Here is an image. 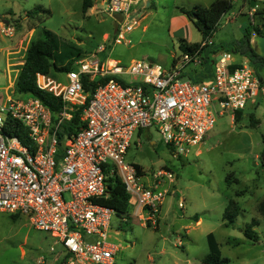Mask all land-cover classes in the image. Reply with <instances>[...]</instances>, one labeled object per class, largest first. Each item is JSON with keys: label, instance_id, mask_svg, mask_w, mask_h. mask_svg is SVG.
Masks as SVG:
<instances>
[{"label": "built area", "instance_id": "1", "mask_svg": "<svg viewBox=\"0 0 264 264\" xmlns=\"http://www.w3.org/2000/svg\"><path fill=\"white\" fill-rule=\"evenodd\" d=\"M103 4L105 14L123 20L115 39L121 45L125 33L133 30L128 21L140 3L103 0ZM254 15L255 9L249 13L252 23ZM17 34L0 18V37L13 39ZM212 43L201 42V49ZM105 52L101 46L74 63L66 84L37 75L38 88L62 100L55 120L38 99L21 101L7 91L0 96V213L29 219L63 248L72 259L67 264H115L120 250L111 237L118 214L96 202L108 196V176L119 177L134 215L145 226L158 225L170 194L165 186L175 183V174L163 169L150 178L126 162L136 132L155 127L173 158H187L215 127L211 108L218 105L219 116L231 113L234 120L249 102L264 97V85L253 67L244 64L232 70L233 56L225 50L214 56L213 78L197 84L184 81L183 73L189 64H200L198 53L184 54L167 70L150 60L124 67L110 58L102 60ZM85 77L90 83L103 82L87 93ZM76 107H84V125L60 147L58 129L72 120Z\"/></svg>", "mask_w": 264, "mask_h": 264}, {"label": "rangeland", "instance_id": "2", "mask_svg": "<svg viewBox=\"0 0 264 264\" xmlns=\"http://www.w3.org/2000/svg\"><path fill=\"white\" fill-rule=\"evenodd\" d=\"M214 1L151 0V7H142L141 16L135 13L138 8L132 10L134 19L128 24L133 30L125 33L126 41L117 45V29L123 26V20L113 15L104 17L103 0H91L95 9L87 13L84 0H0V18L8 20L18 32L13 39L0 37V96L7 91L21 101L30 98L15 92L17 71L25 62L30 44L45 31L58 38L60 52L69 47L74 49L72 52H83L74 63L104 46L102 60L110 58L124 67L132 61L150 60L170 70L184 55L182 43L195 45L203 41L193 22L179 9L209 7ZM39 7L43 11H38ZM250 10L244 0H233L232 10L222 17L211 39L216 46L229 45L225 51L247 65L250 62L241 53H234L233 48L243 40L247 29L254 28ZM255 10L264 11V0ZM30 11L38 14L30 19ZM254 20L256 25L263 22L261 17L254 16ZM15 63L19 67L12 66ZM191 68L193 63L186 67ZM50 76L58 83H67L66 73L52 71ZM211 110L216 115L215 127L204 144L187 158H173L155 127L135 133L126 162L142 167L150 178L168 168L176 180L165 186L170 194L156 227L145 226L133 208L123 216L124 221L113 217L111 242L120 250L115 264H203L209 254L207 236L211 233L230 264H264V216L258 211L264 201V97L249 102L240 120H233L231 113L219 116L218 105ZM237 193L243 196L236 197ZM230 200L237 201L242 212L234 225L227 227L223 216ZM253 220L259 222L254 229L257 242L244 235ZM53 247L55 252L51 251ZM71 260L26 217L0 213V264H66Z\"/></svg>", "mask_w": 264, "mask_h": 264}, {"label": "trees", "instance_id": "3", "mask_svg": "<svg viewBox=\"0 0 264 264\" xmlns=\"http://www.w3.org/2000/svg\"><path fill=\"white\" fill-rule=\"evenodd\" d=\"M251 6V2L256 0H245ZM92 8L91 0H84V13H87ZM233 8V0H216L209 7L195 6L192 9L180 8L179 11L187 16L193 22L196 29L201 33L203 41L212 39L222 17L230 12ZM256 9V8H255ZM43 11L41 7L37 9ZM38 14L37 11L27 13L28 18H34ZM255 17H261L263 22L256 25L254 22L253 30L247 29L243 40L233 48L234 52L241 53L250 62L251 67L255 70L262 84L264 85V58L258 56L256 47L252 44L253 34L264 36V11L255 10ZM58 38L51 32L45 31L41 38L34 40L26 53L25 62L21 67L16 83V93L20 96H29L40 100L52 113L55 120L57 115L63 108V103L60 98H56L52 94L41 91L37 86V75H51V72L67 73L74 70L75 58H80L83 54L81 50H74L69 47L67 51H59ZM183 54L192 53L199 54L200 64L194 65V68L186 69L183 73V78H186L193 83H201L213 78L215 59L214 56L221 50L229 49V45L216 46L212 43L211 46L201 49V44L190 45L182 43L180 46ZM176 62V61H175ZM174 62V63H175ZM241 65H235L232 70ZM85 91L93 92L97 85L103 82L101 79H95L90 83L88 78H83ZM84 107H76L73 112L72 120L65 122L58 129L59 146L62 147L65 140L73 135H76L81 127L82 112ZM243 116V111L236 113L235 120H240ZM254 120V117H250ZM138 173L144 174V169L135 165ZM168 169V168H166ZM170 170V169H168ZM171 171V170H170ZM108 196L97 200L96 202L104 207L116 211L119 217L123 218L131 209L130 197L126 193L125 187L119 177L108 176ZM229 182L228 184H230ZM243 196V193H237L236 197ZM258 211L264 216V201L259 205ZM242 210L240 205L235 200H230L223 216V222L227 227L234 225L235 220L240 216ZM17 216V215H14ZM160 222V219H159ZM158 222V223H159ZM198 222V220H197ZM259 225L257 220H253L244 230V235L247 239L257 242L258 236L255 232V227ZM148 227H151L150 225ZM209 254L203 260V264H230L229 260L222 257L218 242L214 234L207 236Z\"/></svg>", "mask_w": 264, "mask_h": 264}, {"label": "crops", "instance_id": "4", "mask_svg": "<svg viewBox=\"0 0 264 264\" xmlns=\"http://www.w3.org/2000/svg\"><path fill=\"white\" fill-rule=\"evenodd\" d=\"M139 1V6L138 7H136L135 9H137L138 8V11H136L135 13H136V15H138V16H141L142 15V7H151V5H152V3H151V0H138ZM216 1V0H215ZM214 1V2H215ZM257 2H256V8L258 7V2H261L262 0H256ZM244 2H246L245 0H244ZM247 3V2H246ZM195 6H199V5H195ZM194 6V7H195ZM91 9H95V6L93 5V3H92V8ZM253 10V9H252ZM251 11V10H250ZM249 11V12H250ZM103 16L104 17H108V16H106V14L103 12ZM8 21V20H7ZM256 35L257 34H253V37H252V44H253V42H254V38L256 37ZM105 37H106V39H105V41L107 40V38H108V36L107 35H105ZM224 50V49H223ZM234 53H237V52H234ZM247 59V58H246ZM233 61H234V64L235 65H244L242 62H237V61H235L234 59H233ZM249 60L247 59V61L246 62H248ZM247 64V63H246ZM66 259L68 260L69 258H67L66 257ZM71 262V261H70ZM67 264V263H66Z\"/></svg>", "mask_w": 264, "mask_h": 264}, {"label": "water", "instance_id": "5", "mask_svg": "<svg viewBox=\"0 0 264 264\" xmlns=\"http://www.w3.org/2000/svg\"><path fill=\"white\" fill-rule=\"evenodd\" d=\"M251 8L252 9L256 8V2L255 1L251 2ZM106 16H108V15L106 14ZM254 43L256 46V52H257L258 56H260L261 58H264V36L263 35H256V37L254 38Z\"/></svg>", "mask_w": 264, "mask_h": 264}]
</instances>
